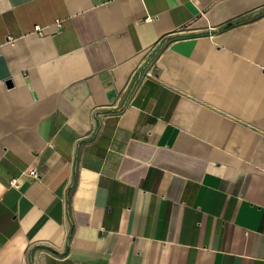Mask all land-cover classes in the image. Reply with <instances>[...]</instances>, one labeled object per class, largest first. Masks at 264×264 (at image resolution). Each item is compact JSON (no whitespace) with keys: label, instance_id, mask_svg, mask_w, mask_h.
I'll return each instance as SVG.
<instances>
[{"label":"crops","instance_id":"crops-1","mask_svg":"<svg viewBox=\"0 0 264 264\" xmlns=\"http://www.w3.org/2000/svg\"><path fill=\"white\" fill-rule=\"evenodd\" d=\"M0 264H264V0H0Z\"/></svg>","mask_w":264,"mask_h":264},{"label":"built area","instance_id":"built-area-1","mask_svg":"<svg viewBox=\"0 0 264 264\" xmlns=\"http://www.w3.org/2000/svg\"><path fill=\"white\" fill-rule=\"evenodd\" d=\"M57 25H58V26H61V22L58 21V22H57ZM39 31H43V29H39ZM31 174L34 175V176H39V173H38L37 169H33V170L31 171Z\"/></svg>","mask_w":264,"mask_h":264},{"label":"trees","instance_id":"trees-1","mask_svg":"<svg viewBox=\"0 0 264 264\" xmlns=\"http://www.w3.org/2000/svg\"><path fill=\"white\" fill-rule=\"evenodd\" d=\"M235 23H236V21L229 22V23H227V24L224 26V28H229V27L233 26Z\"/></svg>","mask_w":264,"mask_h":264}]
</instances>
